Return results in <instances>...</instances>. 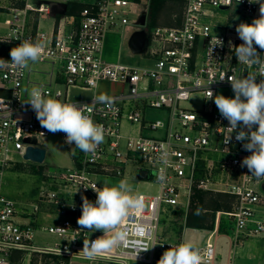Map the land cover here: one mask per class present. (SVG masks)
I'll return each mask as SVG.
<instances>
[{
    "label": "built area",
    "instance_id": "obj_1",
    "mask_svg": "<svg viewBox=\"0 0 264 264\" xmlns=\"http://www.w3.org/2000/svg\"><path fill=\"white\" fill-rule=\"evenodd\" d=\"M177 1L183 4L182 21L178 26L150 25L152 0H96L81 9L76 29L66 32L59 25L56 33L49 36L45 31H34L29 22L30 11L48 12L46 4L34 6L30 0H0V10L6 15L3 23L7 27V31L0 34V41L15 46L23 40L43 42L45 48L39 62L53 60L59 63L63 87L41 86L63 102L84 105L86 114L107 130L105 142L98 147L95 157L82 152L79 164L67 170L44 172L38 195L46 204L32 202L17 207L13 199L0 192V264H14L10 261V252L14 249L64 256L69 258V264L75 256H83L80 252L83 240H94L102 232L79 230L77 219L81 215V197L95 201L96 193L90 187L96 183L97 187L102 186L95 178L97 175L126 176L131 167H135L140 178L142 170L147 172V177L142 179H151L153 173L159 191L153 195L140 192L144 197L143 210L125 219L128 240L121 248L97 259H117L123 254V259L158 264L171 244L180 243L163 238L161 213L168 206L188 208L194 188H208L211 184L216 185L214 189L227 191L236 199L233 209L225 212L235 227V236L230 235L228 264L234 259L241 235H264V216L258 217L254 208L264 205V194L254 188L255 183L264 180H256L246 166L241 167V161L250 153L244 150L242 142L236 141L235 132L230 143L224 144L230 125L215 109L211 99L208 105L198 109L179 105L194 94L207 99L208 88L216 94L218 89L231 86L228 76H240L255 70L239 64L235 56L234 48L243 43L235 30L237 25L229 22L223 25L222 33H215V24L206 20L205 4L227 11L230 20L241 14L248 23L259 17V4H250L248 0ZM230 7H234L231 12L228 11ZM128 13L139 18L132 19ZM117 26L127 31L130 26L133 30L142 27L147 31L149 43L141 55L153 60L152 63L137 65L104 58L105 32L109 27ZM215 36L223 41V47L212 49L211 39L214 40ZM257 51L264 57V50L257 48ZM4 60L10 61L11 57ZM27 71L17 74L14 69L0 68L1 80L10 92L0 96V174L11 161L9 154L23 156L28 145L42 146L41 140L51 134L41 127L31 107L23 104ZM222 75L225 79L221 81ZM104 80L126 84L122 92L109 95L111 105L92 102L96 95L84 99H69L66 95L72 85L97 89ZM127 100L134 102L127 112L128 120L142 123L143 128H165L164 135L122 134L121 123ZM147 105L168 108V123L161 119L146 121L143 108ZM18 112H27L29 117H17ZM60 135L64 141L65 134ZM123 139L125 150L121 148ZM66 145L74 147V144ZM203 151L223 156L220 167L226 172L224 181L216 182L201 176L199 154ZM161 157L166 159V164L162 163ZM161 168L166 170L164 183L156 179ZM44 205L56 208L62 218L41 224L43 220L38 214ZM48 213L46 216L52 218L53 213ZM220 213L217 212V221ZM217 224L201 249V264H215ZM44 232L55 237L54 245L34 243L39 236L43 237ZM145 247L149 249L141 251L135 259L133 253Z\"/></svg>",
    "mask_w": 264,
    "mask_h": 264
},
{
    "label": "clouds",
    "instance_id": "obj_2",
    "mask_svg": "<svg viewBox=\"0 0 264 264\" xmlns=\"http://www.w3.org/2000/svg\"><path fill=\"white\" fill-rule=\"evenodd\" d=\"M248 2L259 4L260 15L251 23L241 22L236 26L235 30L243 43L234 49L238 63L255 70L240 76H228L234 97L214 94L208 88L207 99L214 100L220 115L229 122V135L224 139V144L230 143L235 132L236 141L242 142L244 150L250 153L241 161V167L246 166L250 176L260 181L264 180V57L257 48L264 50V0ZM211 43L212 49L223 47V41L217 36L211 39ZM44 48L41 41L23 40L11 48L10 61L0 58V68H11L17 74H23L39 62ZM224 79L225 75H222L219 80ZM24 91L26 99L23 104L31 107L42 128L52 134L64 133V143L74 144L73 152L79 149L85 155L95 157L98 147L105 142L107 130L86 114L84 105L63 102L46 92L41 85L25 88ZM92 102L111 105V98L106 94H98ZM161 161L167 163L164 157H161ZM156 179L160 183L165 182V168L160 169ZM101 181V187H97V183L90 187L96 193L95 201L86 196L81 197V215L77 219L79 230L102 232L94 240H83L80 252L88 261H95L121 248L129 238V230L125 226L126 217L134 212L140 213L144 208L143 195L135 190L127 177L116 182L109 178ZM148 249H138L133 253L135 259L141 251ZM116 258L122 260L124 255ZM201 261L200 248L192 241H181L171 244L163 252L158 264H201Z\"/></svg>",
    "mask_w": 264,
    "mask_h": 264
},
{
    "label": "rangeland",
    "instance_id": "obj_3",
    "mask_svg": "<svg viewBox=\"0 0 264 264\" xmlns=\"http://www.w3.org/2000/svg\"><path fill=\"white\" fill-rule=\"evenodd\" d=\"M46 4H53L58 2H65L64 0H42ZM30 3L38 6L39 3L35 0H30ZM178 4L176 7L178 8ZM204 9L207 13L206 20L215 24L213 29L215 33L223 32V25L228 23L227 11L217 9L216 7L206 3ZM234 7L228 9L231 12ZM128 16L132 19H137L136 15L128 13ZM161 16V15H160ZM6 15L0 13V33L7 31L4 19ZM51 17H47L44 20L45 25L51 22ZM241 22L248 23L247 18L243 17L241 14L234 16V19L230 21L231 24H240ZM168 25L169 22L163 20L162 18L157 19V23L153 25ZM130 32L122 26L109 27L105 32L103 50L102 54L106 60L109 61H121L128 64L137 65H147L153 62V60L146 59L145 56L141 54H133L128 46V37ZM36 67L47 69L49 68V63L40 62L35 63ZM63 87V85L59 86ZM126 87L123 83H114L108 80L101 81L98 87V94L114 95L122 92ZM216 94H222L226 97H234L233 90L231 86H226L218 89ZM211 100L203 98L199 94L192 95L188 100L180 102V106L188 109H198L206 106ZM215 109L218 111L214 100H212ZM133 101L127 100L124 103V115L122 117L121 132L125 135H146V136H160L164 135L165 128H159L158 130H153L146 126L143 128L142 123H133L127 118L128 110L133 107ZM170 110L165 107L157 108L147 105L143 108V114L146 121H152L156 119H161L165 124L168 123ZM219 112V111H218ZM27 118V117H25ZM42 146L46 149V156L42 163H37L31 160H26L21 156L20 153H11V161L9 165L3 169L0 174L1 187L0 192L11 199H13L17 207H24L32 202L46 204V201L39 200V188L42 185V178L44 177V172L47 170H67L73 167L72 155L77 153V149L72 151V148H68L61 138L60 133L50 134V136L41 140ZM121 148L125 150V139L122 140ZM202 162H200L201 170L200 174L204 178H209L210 180L219 182L226 179L225 170L220 167L223 156L217 152L213 151H203L199 154ZM131 172L126 176L121 175H97L95 178L102 184L104 178L111 179L112 182H116L124 177H127L129 181L134 185L135 190L139 193L145 194H157L159 191L158 183L155 182L153 173H151V179H142L138 176L137 170L131 167ZM216 185L211 184L208 188H199L204 192H207L208 196L212 193L222 192V194H227V191L214 189ZM194 188V189H196ZM261 193L264 194V188L262 184L259 186ZM194 192V190H193ZM230 194V193H228ZM232 195V194H230ZM232 199V207L236 203L234 196H230ZM192 199V197H191ZM191 202V201H190ZM190 205V204H189ZM46 206V205H44ZM207 207V206H206ZM257 216H264V205L254 206ZM220 211L219 218L217 221L218 214ZM214 211L213 209L207 207L203 208L201 213L204 216L203 226H192L186 224V217L191 213L190 206L188 208H173L166 207L165 211L161 213L160 220V232H162L163 238L170 242H180V241H192L200 249L206 244V239L209 233L215 229L217 224V231L215 237L218 238L217 248H216V259L218 263H225L230 249V235L235 236L234 232V222L231 217L223 210ZM41 212V210H39ZM215 214V216H214ZM49 218V217H48ZM223 219L224 229H220V223ZM52 220H46L41 222V224H50ZM40 226V225H39ZM213 226V228H211ZM43 234V233H42ZM168 236V237H167ZM181 237L175 238V237ZM55 237L44 232L43 237L39 236L34 242L36 245H54ZM24 255H30V264H65V259H59V262H55L52 256L47 255V253H40L37 251L24 250ZM30 252V254H29ZM27 253V254H26ZM52 254V253H50ZM101 264H146L141 261H136L134 259H97ZM95 260V261H97ZM58 261V260H57ZM95 261H88L83 256H75L73 258V264H95ZM22 262H20L21 264ZM233 264H264V235H253L246 236L241 235L239 237V242L235 248V254L233 259Z\"/></svg>",
    "mask_w": 264,
    "mask_h": 264
},
{
    "label": "crops",
    "instance_id": "obj_4",
    "mask_svg": "<svg viewBox=\"0 0 264 264\" xmlns=\"http://www.w3.org/2000/svg\"><path fill=\"white\" fill-rule=\"evenodd\" d=\"M64 1L65 2H61V3L66 5V10L64 12L53 13V10H54L53 4L50 5V4L44 3L42 0H35V2L39 3L38 6L40 4H46L49 7V9H48V12L41 13V14L36 12V11H30L29 12V22H30V25H32V29L34 31L37 29L45 31L49 36H51V34L56 33V29L59 25H62L65 28L66 32L72 31V30L76 29V27L78 25L79 14L81 11V10L77 11V7L83 3L89 4V3H92L96 0H64ZM180 3H182V2L177 1V0H167L164 3L163 8H161V10L159 11V13L157 15L156 23H157L158 18H162L163 20L169 22V24L167 26H178V25H180L181 21H182V12L180 11L179 6H178V8L176 7V5L177 4L179 5ZM0 13L4 15V12L2 10H0ZM47 17H51L52 20L50 23L45 25L44 20L47 19ZM228 20L230 22L232 20V18H231V20L228 18ZM130 30H133V27H131V26L128 27V31H130ZM2 33H4V32H1L0 34H2ZM44 62L49 63V68H47V69L39 68V67H36L35 64H33L31 66L30 70L27 71V75H26V78H27L26 86H27V88H30L31 86H34V85H41L42 84L44 86L47 85V86L51 87L52 89H54V88H57V87L62 85V74H61V68H60L59 63L55 62L53 60H47ZM38 63H40V62H38ZM5 90H9V89L4 85V83L2 82L1 77H0V96H6V95H2L3 92H5ZM66 95L68 96L69 99L89 98L92 95H98V88L92 89L89 87H80V86L72 85L68 88ZM15 115L17 117H29V113H27V112H18ZM81 155H82V152L79 149H77V153L72 155V158H71L73 165H77L80 163ZM260 184H262V187L264 188V181L257 182L254 184V188L259 192H261V190L259 188ZM49 211H51L53 213L52 218H48L46 216L47 214H49L48 213ZM38 218L40 220H43V221L50 219V220H52V222H54L57 219L62 218V217H61V214H58L56 208L45 206L43 208V211L38 214ZM175 238L181 239V237H175ZM218 238H216V245H217ZM170 242H172V241H170ZM21 251H24V250L14 249L10 252V257L12 256L14 258L13 263L14 264H20V262H22L21 264H30V261H31L30 255L28 256L27 253H26L27 255H24L25 252L21 253ZM29 254H30V252H29ZM227 261L228 260H226V262L222 263V264H228ZM95 262H96L95 264H101V262L98 260ZM73 263L74 262L72 259L71 264H73ZM91 264H93V263H91ZM215 264H221V263L220 262L218 263L217 259H215ZM231 264H233V261Z\"/></svg>",
    "mask_w": 264,
    "mask_h": 264
},
{
    "label": "trees",
    "instance_id": "obj_5",
    "mask_svg": "<svg viewBox=\"0 0 264 264\" xmlns=\"http://www.w3.org/2000/svg\"><path fill=\"white\" fill-rule=\"evenodd\" d=\"M167 0H152L151 6H150V13H149V24L153 25L156 23V18L161 10L163 8L164 3ZM87 4L83 3L77 7V11H80L84 6ZM179 9L182 12L183 11V4H179ZM15 47L14 43L11 42H4L0 41V58L2 59H8L10 57L9 53L11 48ZM10 92L9 90H5L2 95H8ZM230 194H222V192L212 193L208 196L207 192H204L203 190L196 188L194 189V192L192 194V199L190 202V214L186 217V224L192 225V226H203V220L204 216L201 213L203 208H211L215 212L218 210L223 211H231L232 207V199ZM207 206V207H206ZM215 216V214H214ZM213 228V226H211ZM220 229H224V222L223 219L220 223ZM22 253V251H21ZM47 255L52 256L55 259V262H59V259L63 258L65 259L66 263H69V258L64 256H59L56 254H50L47 253ZM58 260V261H57ZM10 261L13 262L14 258L11 256Z\"/></svg>",
    "mask_w": 264,
    "mask_h": 264
},
{
    "label": "water",
    "instance_id": "obj_6",
    "mask_svg": "<svg viewBox=\"0 0 264 264\" xmlns=\"http://www.w3.org/2000/svg\"><path fill=\"white\" fill-rule=\"evenodd\" d=\"M55 12H64L66 10V5L61 2L53 3ZM149 43V36L145 29L142 27L139 29H134L128 37V46L133 54H142L146 51ZM46 156V149L43 146H32L28 145L23 154V158L26 160H31L37 163H42ZM142 178L147 177V172L142 170L140 172Z\"/></svg>",
    "mask_w": 264,
    "mask_h": 264
}]
</instances>
